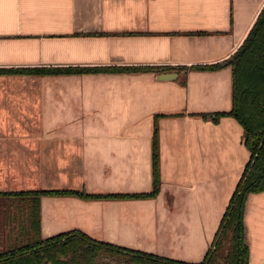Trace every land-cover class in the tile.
Returning a JSON list of instances; mask_svg holds the SVG:
<instances>
[{
  "label": "crops",
  "instance_id": "crops-1",
  "mask_svg": "<svg viewBox=\"0 0 264 264\" xmlns=\"http://www.w3.org/2000/svg\"><path fill=\"white\" fill-rule=\"evenodd\" d=\"M263 7L264 0H0V69L162 68L0 73V192L107 196H41L38 234L80 231L123 250L201 262L250 151L234 117H202L232 108L231 67H196L229 58ZM233 128L248 150L235 181L230 162L218 159ZM156 130L160 191L128 197L153 190ZM261 203L264 192L251 193L245 208L249 264L264 262Z\"/></svg>",
  "mask_w": 264,
  "mask_h": 264
},
{
  "label": "trees",
  "instance_id": "trees-1",
  "mask_svg": "<svg viewBox=\"0 0 264 264\" xmlns=\"http://www.w3.org/2000/svg\"><path fill=\"white\" fill-rule=\"evenodd\" d=\"M232 69V108L229 111L202 114L218 122L220 117H234L243 127V141L250 151L241 179L221 220L216 237L205 258L188 263L137 250H123L106 242L90 238L80 231H71L47 239L39 234L16 238V243L0 246V264H249L250 249L246 241L245 208L251 193L264 192V7L241 46L222 62L197 66L201 70ZM160 71L162 68L67 67L38 69H0V73L83 74L124 72L135 70ZM166 69V68H164ZM153 148V190L151 193L128 197H156L160 191V161L157 130ZM5 199H25L37 213V203L43 195H78L86 198L107 196L87 195L76 190H40L1 193ZM124 197V196H121ZM126 197V196H125ZM33 216L36 226L39 216ZM31 224V226H33ZM24 230V228H23ZM22 233L24 231H21ZM4 235V236H3ZM0 234V243L6 235Z\"/></svg>",
  "mask_w": 264,
  "mask_h": 264
},
{
  "label": "rangeland",
  "instance_id": "rangeland-1",
  "mask_svg": "<svg viewBox=\"0 0 264 264\" xmlns=\"http://www.w3.org/2000/svg\"><path fill=\"white\" fill-rule=\"evenodd\" d=\"M223 117H227V116H223ZM223 117H220L219 121H221ZM212 121L215 123L219 122V121L216 122L214 120ZM229 134L230 136L228 137L224 145L225 149L222 151L218 159L223 158V159H227L230 162V167H228V170L231 171L230 173L231 179L235 181V179L237 178V169L240 167L243 168L246 164V161L248 159V150L245 146H242L241 132L239 133L237 128L230 129ZM221 145H223V142L221 143ZM233 194L230 196L231 198ZM27 203L28 202L25 199L0 198V234L3 235L5 232L3 230H6V234H5L6 240H3V242L0 243V246L7 247L8 245H12L13 243H16L17 240L16 238L18 237V239H21L23 234L25 236L27 232L31 236H35V234H38L36 226L32 224L34 223L32 218V215L34 216L35 214L33 210L34 208L30 209L27 206ZM258 216H259V224L261 226L260 234H264V204L263 203H261L259 206ZM31 224L33 226H31ZM21 231L24 232L22 233Z\"/></svg>",
  "mask_w": 264,
  "mask_h": 264
},
{
  "label": "water",
  "instance_id": "water-1",
  "mask_svg": "<svg viewBox=\"0 0 264 264\" xmlns=\"http://www.w3.org/2000/svg\"><path fill=\"white\" fill-rule=\"evenodd\" d=\"M171 76H173V74H164V75L162 76V78L169 79V78H171ZM246 241H247V240H246ZM263 264H264V262H263Z\"/></svg>",
  "mask_w": 264,
  "mask_h": 264
}]
</instances>
